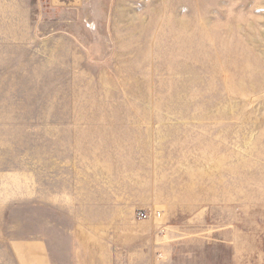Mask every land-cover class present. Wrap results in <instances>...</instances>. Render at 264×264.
I'll use <instances>...</instances> for the list:
<instances>
[{
    "label": "rangeland",
    "instance_id": "obj_1",
    "mask_svg": "<svg viewBox=\"0 0 264 264\" xmlns=\"http://www.w3.org/2000/svg\"><path fill=\"white\" fill-rule=\"evenodd\" d=\"M50 3L0 0V264H264V0Z\"/></svg>",
    "mask_w": 264,
    "mask_h": 264
},
{
    "label": "crops",
    "instance_id": "obj_2",
    "mask_svg": "<svg viewBox=\"0 0 264 264\" xmlns=\"http://www.w3.org/2000/svg\"><path fill=\"white\" fill-rule=\"evenodd\" d=\"M51 1V5H52V7L54 6V8H60V9H67V7H70V5L71 6H73V5H75V4H73V3H76V2H80V4L79 5H81V6H83V2H84V0H50Z\"/></svg>",
    "mask_w": 264,
    "mask_h": 264
},
{
    "label": "built area",
    "instance_id": "obj_3",
    "mask_svg": "<svg viewBox=\"0 0 264 264\" xmlns=\"http://www.w3.org/2000/svg\"><path fill=\"white\" fill-rule=\"evenodd\" d=\"M139 216L140 217H143V218H146L147 217V214L146 213H141Z\"/></svg>",
    "mask_w": 264,
    "mask_h": 264
}]
</instances>
